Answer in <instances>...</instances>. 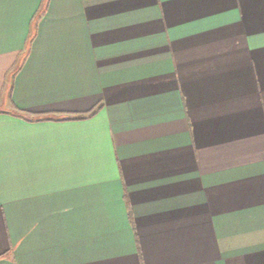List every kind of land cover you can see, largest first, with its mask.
I'll return each mask as SVG.
<instances>
[{
	"label": "crops",
	"instance_id": "0c3cea01",
	"mask_svg": "<svg viewBox=\"0 0 264 264\" xmlns=\"http://www.w3.org/2000/svg\"><path fill=\"white\" fill-rule=\"evenodd\" d=\"M0 264H264V0H0Z\"/></svg>",
	"mask_w": 264,
	"mask_h": 264
}]
</instances>
